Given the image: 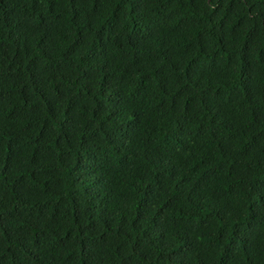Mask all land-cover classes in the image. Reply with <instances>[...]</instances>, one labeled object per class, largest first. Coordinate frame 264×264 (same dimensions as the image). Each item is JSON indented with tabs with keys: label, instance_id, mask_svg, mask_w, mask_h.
Masks as SVG:
<instances>
[{
	"label": "trees",
	"instance_id": "1",
	"mask_svg": "<svg viewBox=\"0 0 264 264\" xmlns=\"http://www.w3.org/2000/svg\"><path fill=\"white\" fill-rule=\"evenodd\" d=\"M0 264H264V0H0Z\"/></svg>",
	"mask_w": 264,
	"mask_h": 264
}]
</instances>
